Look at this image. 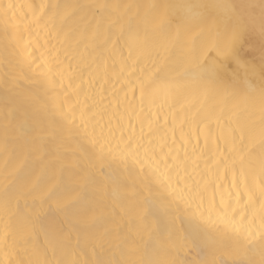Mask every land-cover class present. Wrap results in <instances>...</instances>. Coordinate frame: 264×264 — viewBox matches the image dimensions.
Segmentation results:
<instances>
[{"label": "bare ground", "instance_id": "6f19581e", "mask_svg": "<svg viewBox=\"0 0 264 264\" xmlns=\"http://www.w3.org/2000/svg\"><path fill=\"white\" fill-rule=\"evenodd\" d=\"M41 4L42 19L25 28ZM262 22L264 0H0V236L9 233L0 264H200L219 256L218 248L184 242L182 206L158 200L147 174L119 156L142 128L147 143L150 114L171 120L180 111L187 93L176 90L175 72L193 46L198 51L239 30L242 64L215 52L204 63L215 62L221 95L259 88ZM142 69L168 73L171 86L143 100L137 89L133 97L129 89ZM233 102L216 103L206 127L185 125L190 157L197 137V151L209 161L239 144L237 125L258 113L241 110L230 122ZM175 147L183 155L179 140ZM224 258L259 264L262 253L257 246Z\"/></svg>", "mask_w": 264, "mask_h": 264}, {"label": "snow or ice", "instance_id": "6c2138e0", "mask_svg": "<svg viewBox=\"0 0 264 264\" xmlns=\"http://www.w3.org/2000/svg\"><path fill=\"white\" fill-rule=\"evenodd\" d=\"M9 3L7 9H12ZM32 6L29 5V8ZM40 13L34 14L26 24H37L42 19L46 4H41ZM6 11V10H5ZM15 17V13H13ZM261 33L264 34V22L261 23ZM194 44V42H193ZM251 47V46H250ZM244 42L241 32L234 30L229 36L217 42L201 45L196 51L195 47L189 50V55L182 63L179 71L175 72V88L187 93L185 102L181 104L179 112H173L171 120L164 116L163 120L158 115L148 121L147 143L141 137L132 142L129 137L124 142L120 152V162L127 165L129 161L135 166L139 174H147L145 179L151 187L155 188L157 199L163 202L168 199L178 208L182 206L187 220V235L184 242H191L201 249L218 248L219 256L213 255L209 260L200 264H251L243 259H225V256L237 254L241 249H254L259 246L262 259L259 264H264V43L261 44L259 53L260 87L249 84L243 95L224 90L221 95L220 87L216 83L215 62L206 65L205 58L210 52L217 56H230L237 64H242ZM254 51V49H253ZM253 60L255 56L253 55ZM253 74L257 73L256 65L249 66ZM132 83L129 89L133 97L139 89L141 100L151 96L161 85L170 87L173 77L168 73L161 75L159 69L147 72ZM127 97V93H125ZM234 102L231 105V115L227 118L230 122L241 110H247L250 115L258 119L245 125H237L239 144L233 142L228 151L230 155L209 158L204 155L203 149L197 151L199 138L190 157L187 151L188 140L185 138L184 127L192 123L206 127L211 123L212 109L216 103L223 102L228 97ZM211 101V103H208ZM207 105V107H206ZM219 121V116H216ZM179 132V136L177 133ZM158 135L153 143V134ZM177 140L183 149L175 146ZM235 141V137H233ZM207 140H205V146ZM204 160V169H200V161ZM255 160V166L251 161ZM171 161V162H170ZM191 167V171H189ZM215 171V178H210ZM173 175L176 187H171ZM231 177L228 188L223 189L224 181ZM5 231L0 236L2 243L8 236ZM173 242L170 246H175ZM53 251L57 242L50 241ZM35 264H89L88 261H36ZM127 264H136L129 261ZM153 264H176L175 261L159 259ZM195 264V262H194Z\"/></svg>", "mask_w": 264, "mask_h": 264}]
</instances>
